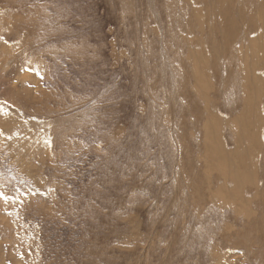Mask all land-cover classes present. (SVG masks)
<instances>
[{"label":"rangeland","instance_id":"374dc122","mask_svg":"<svg viewBox=\"0 0 264 264\" xmlns=\"http://www.w3.org/2000/svg\"><path fill=\"white\" fill-rule=\"evenodd\" d=\"M247 1L0 0V264H264Z\"/></svg>","mask_w":264,"mask_h":264},{"label":"bare ground","instance_id":"6f19581e","mask_svg":"<svg viewBox=\"0 0 264 264\" xmlns=\"http://www.w3.org/2000/svg\"><path fill=\"white\" fill-rule=\"evenodd\" d=\"M224 2V1H223ZM251 2V0H249V1H247V3L249 4ZM219 5H220V3H219ZM221 6V5H220ZM223 6V5H222ZM221 6V7H222ZM244 6H246V5H244ZM221 7H219V9L221 8ZM224 8V7H223ZM233 8V7H232ZM247 8V7H246ZM221 10V9H220ZM249 8L247 9V10H245V11H243V8H242V10L240 11V12H242V13H248L249 11ZM250 13V12H249ZM240 21V20H239ZM227 23V22H226ZM245 23V22H244ZM232 24V31L234 32V30H235V27H236V22L235 21H230V22H228V24H225L226 25V28H228V30H229V25H231ZM252 27H254V26H252ZM264 27V26H263ZM261 28V27H260ZM255 29H257V28H255ZM254 29V30H255ZM251 31V30H250ZM258 31V30H257ZM255 34V33H254ZM260 37V36H259ZM252 39V38H251ZM252 42H253V40H252ZM252 42H250V43H252ZM254 43H256V42H254ZM258 43V42H257ZM253 44V43H252ZM260 44V43H259ZM235 45V44H234ZM257 45V44H256ZM232 47H233V45H231ZM246 46V45H245ZM258 46V45H257ZM249 48V47H248ZM255 51V50H254ZM242 54H243V50L242 49H240L239 50V55L240 56H242ZM231 55V54H230ZM233 57V55L231 56V58ZM229 58H230V56H229ZM234 59V58H233ZM231 60V59H230ZM217 64V63H216ZM221 64V63H220ZM220 64H218L219 66H213V72H214V77L216 78H218V76H219V74L221 73L220 71ZM197 65V64H196ZM213 65V64H212ZM200 67V66H199ZM200 70V69H199ZM194 71H195V69H194ZM247 71V70H246ZM194 73V72H193ZM199 73H201V72H199ZM199 73H197V69H196V74H199ZM224 75V74H223ZM262 75V74H261ZM230 76V75H229ZM196 77H198V76H196ZM201 77V76H200ZM197 79V81H198V79L199 78H196ZM201 79V78H200ZM221 79V78H220ZM196 81V80H195ZM201 80H199V85H201V83L202 82H200ZM207 81V80H206ZM219 81V80H218ZM221 81V80H220ZM264 83V82H263ZM262 83V84H263ZM246 84H251L252 85V82L251 81H248L247 80V82H245L244 83V86L246 85ZM256 84V83H255ZM208 86L210 85L209 83L207 84ZM207 85H205V86H207ZM249 85L250 87H248V89H249V93H250V91L252 90V89H254V86L252 85ZM257 85H259V84H257ZM256 86V85H255ZM264 86V85H263ZM262 85H261V87H263ZM196 88H198L199 86H195ZM211 87V86H210ZM205 88H208V87H205ZM209 89V88H208ZM258 89V88H257ZM263 90H264V87L262 88ZM260 90V89H259ZM204 91V90H203ZM206 91V90H205ZM262 92V91H261ZM206 94V93H205ZM246 94H248V92L246 93ZM258 94H261V93H258ZM220 95V94H219ZM224 96V95H223ZM260 96V95H259ZM209 97V96H208ZM245 98V97H244ZM239 99V98H238ZM238 99H236L234 102L238 105V103L240 102ZM246 99H249V97L248 98H245V100ZM210 102V101H209ZM217 102H219V101H217ZM245 103L246 104H248L246 107H245V109H248V107H249V105L251 104V103H253V102H249L248 100H246L245 101ZM206 104V103H205ZM214 104H216V103H214ZM207 105V104H206ZM213 105V104H212ZM236 105V106H237ZM208 106V105H207ZM220 106V105H219ZM236 106H234V107H236ZM227 107V106H226ZM234 107L233 108H229V110H231V111H233V109H234ZM238 107V106H237ZM236 109V108H235ZM241 110H242V112H243V114L245 113V111L241 108ZM216 117H218V116H216ZM211 119H215V117L214 118H211ZM215 121H222L220 118L219 119H215ZM236 121V120H235Z\"/></svg>","mask_w":264,"mask_h":264}]
</instances>
